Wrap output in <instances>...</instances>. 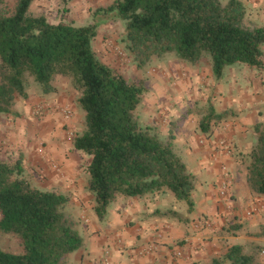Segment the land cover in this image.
<instances>
[{"label":"trees","instance_id":"obj_1","mask_svg":"<svg viewBox=\"0 0 264 264\" xmlns=\"http://www.w3.org/2000/svg\"><path fill=\"white\" fill-rule=\"evenodd\" d=\"M34 0H18L15 12L0 14V113L17 115L16 100L28 97V78L45 93L56 88L57 75L69 77L85 112L84 129L74 149L90 157L87 188L100 220L119 196H144L171 190L192 210L198 178L177 154L175 133L144 125L137 114L144 88L100 59L94 49L99 23L75 25L33 15ZM64 6L73 0H60ZM126 23V48L138 68L154 58L175 55L200 64L208 57L221 78L231 65L264 69V26L247 23L242 0H116L107 10ZM212 105L200 121L210 133L217 118ZM258 140L251 151L247 183L264 195V122L255 125ZM70 197L34 187L24 176L22 159L0 156V232L15 236L20 252L0 247V264H72L84 245L78 222L68 212ZM182 217L179 213H174ZM211 264H258L255 254L234 245Z\"/></svg>","mask_w":264,"mask_h":264},{"label":"crops","instance_id":"obj_2","mask_svg":"<svg viewBox=\"0 0 264 264\" xmlns=\"http://www.w3.org/2000/svg\"><path fill=\"white\" fill-rule=\"evenodd\" d=\"M242 1L249 19L264 26V0ZM99 36L98 28L97 40ZM169 60H160L164 67L152 77L153 84L145 87L138 83L144 95L137 114L144 125L158 126L164 135L173 129L177 155L198 178L192 210L168 189L139 197L121 195L104 220L98 219L93 204L87 207L88 203L76 201L78 213L85 216L78 225L84 245L72 254V264H100L105 251L110 254L109 264H208L234 245H264V195L253 194L247 183L251 151L258 140L255 125L264 122V69L237 63L216 78L210 63L203 72L177 57ZM55 88L54 104L73 101L74 96H68L64 88ZM199 103H210L218 115L208 134L196 123L198 114L190 110ZM74 105V117L58 119L81 132L85 112L77 102ZM167 118L170 121L165 123ZM50 130L48 146L63 172H54L37 156L41 135L45 140L47 137L43 128L39 139L28 141L26 146L33 163L39 165L37 171L32 170L33 186L66 195L88 194L84 166L90 157L74 150L73 141L64 138L59 127ZM223 140L229 146L221 144ZM227 178L232 185L225 198L220 195V186ZM249 210L253 211L250 215ZM177 247L182 249L181 256L174 253Z\"/></svg>","mask_w":264,"mask_h":264},{"label":"rangeland","instance_id":"obj_3","mask_svg":"<svg viewBox=\"0 0 264 264\" xmlns=\"http://www.w3.org/2000/svg\"><path fill=\"white\" fill-rule=\"evenodd\" d=\"M115 1L116 0H73L70 2V4L64 6L60 0H34L30 9V13L37 16L40 14H45L47 18L52 22L66 20L78 26L87 25L96 21L97 23H99L100 36L98 40L96 37L94 44L96 46V53L98 54L100 59L108 62L109 65L116 68L127 79L137 84L140 83L146 87V85L148 86L153 84L152 77L158 74V69H163L164 65L160 63V60L161 62H169V59H174L176 56L166 55L161 57L160 60L154 58L146 66L138 68L137 64L133 60V56L126 48L125 21L116 17L114 13H107L110 5H112ZM222 1L227 2L228 0ZM17 3L18 0H0V14H13L17 7ZM247 23L250 26H259L253 20H250L248 16ZM194 66L202 68V71L205 72L206 69L210 67L209 58L206 57L203 62ZM258 70L261 71L262 69ZM53 85H56L55 87L60 86L64 88L65 91L68 92V96H74L73 101L67 102L65 104H54L52 97L53 95H55L56 91L45 93L42 89V86L33 77H29L28 97H19L16 100L15 111L17 112V115L0 113V145L2 147L0 149V156L9 158L10 160H16L18 158L22 159L24 176L30 181L32 185L33 183L31 179L34 175L33 171L35 169L37 171V166L39 165L33 163L34 161L31 160L32 158L29 156L28 152H26L27 142L33 141V139H36V137L37 139H39V131L45 128L47 136L46 140L43 139L41 135V146L39 145L40 148H36V153L37 156L40 157L45 164H48V166L51 167L47 158L41 154V149L44 148L47 151V154L51 155V159L56 161L60 166L59 170H55L52 167L51 169L54 172L60 174L63 172L62 165L59 162V159H57L58 157L55 156V154L49 149L48 146L49 138L52 135L50 134V129L56 131L57 127H59V132L63 134V137H66L67 139L72 141L74 140L75 136L80 133V131L75 127L68 126L67 124H62V120H59L62 118L63 121H65L75 116L74 102L78 103L79 92L75 89L69 77L57 75L53 80ZM173 85V87H175L176 89L179 88L178 83H173ZM190 101L193 105L192 99H188V104H190ZM209 105L211 104L199 103L192 107L190 106V110H193L194 113L198 114V117L196 116L197 120H195L197 124L199 123L200 125V121L206 115V109ZM173 106L175 105L173 104ZM78 107H80L79 104ZM63 108H69L71 110V114L69 117H67L65 112H63ZM80 109L82 110L81 107ZM201 115L204 116L201 118ZM169 121L170 119L167 118L164 122L168 123ZM158 128L160 130V127ZM57 137H59V135H57ZM89 160L85 163V165L89 162ZM85 188H87V180ZM87 191L88 194L86 193L81 197L78 195H74L73 193L68 195L70 197V200L67 210L76 220V222H78V224H80L81 221L85 219V216L82 217L78 213L79 211L76 205V201L81 200L83 204L88 203L87 207L92 204L94 205V196L88 188ZM0 247L5 250L15 252H20L22 249L19 240L15 236L3 232H0ZM243 249L246 253L255 254L258 264H261V260L264 259L263 244L253 245V248L248 245V247H243ZM211 262L208 264H211Z\"/></svg>","mask_w":264,"mask_h":264},{"label":"built area","instance_id":"obj_4","mask_svg":"<svg viewBox=\"0 0 264 264\" xmlns=\"http://www.w3.org/2000/svg\"><path fill=\"white\" fill-rule=\"evenodd\" d=\"M63 112H65L67 117H69L71 114V110L69 108H63ZM221 144L225 145L226 147L229 146V144H227V142L224 140L221 142ZM41 154L47 158V160L50 163L52 168H54L55 170H59V168H60L59 164L56 161H54L53 159H51V155L50 154L48 155L47 151L44 148L41 149ZM231 185L232 184H231L230 179L227 178L223 181V183L220 186V195L222 197L227 198L230 195ZM252 213H253L252 210H249L247 212L248 215H250ZM174 253L177 256H181L182 255V249L180 247H177L174 249ZM109 263H110V254L108 251H105L100 264H109Z\"/></svg>","mask_w":264,"mask_h":264}]
</instances>
